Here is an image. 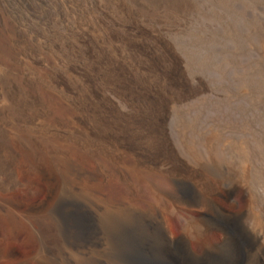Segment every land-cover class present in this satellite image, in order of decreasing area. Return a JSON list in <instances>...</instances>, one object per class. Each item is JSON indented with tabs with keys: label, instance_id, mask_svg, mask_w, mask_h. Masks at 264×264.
Listing matches in <instances>:
<instances>
[{
	"label": "bare ground",
	"instance_id": "1",
	"mask_svg": "<svg viewBox=\"0 0 264 264\" xmlns=\"http://www.w3.org/2000/svg\"><path fill=\"white\" fill-rule=\"evenodd\" d=\"M113 1L122 16L98 0L90 5L73 0L70 8L63 10L55 20L62 29L51 33L52 50L43 60L33 59L40 70L39 77L35 73L37 81L26 75L14 47L17 39L30 38L4 14L0 19L3 46L13 47L17 56L0 67V161L5 168V179L0 181V217L8 219L10 234L18 224L26 226V238L34 243L29 257L0 245V258L10 257L12 264H32V260L46 264L45 244L51 238L34 224L52 216L57 217L62 242L76 244L79 253L90 249L109 255L120 264H264L260 259L264 254L263 129L256 134H235L227 124L232 120L201 125L189 122L188 116L189 123L181 119L173 129L166 120L170 109L175 115L180 106L178 89L189 97L192 84L182 79L170 56L168 36L177 27L164 25L157 8L176 13L188 9L190 1ZM142 2H147L143 14L149 24L140 17L138 5ZM257 44L260 61H264V36ZM241 88V94H246V88ZM222 95L228 98V94ZM25 172L38 175L45 186L44 197L27 208L10 195L22 185L20 176ZM112 186L120 192L111 193ZM237 192L244 205L242 211L234 196ZM173 216L179 218L177 234L171 228ZM91 223L96 225L101 244L86 249L83 242ZM193 241L197 248L191 246ZM70 248L60 252L63 258L59 256L58 264H69Z\"/></svg>",
	"mask_w": 264,
	"mask_h": 264
},
{
	"label": "rangeland",
	"instance_id": "2",
	"mask_svg": "<svg viewBox=\"0 0 264 264\" xmlns=\"http://www.w3.org/2000/svg\"><path fill=\"white\" fill-rule=\"evenodd\" d=\"M72 1L73 0H0V19H2V15L4 14L5 16H7L10 19L11 22L17 24V26L19 28H21V33L23 34V36L30 38L29 41L28 40L25 41L22 37L19 38V40L17 39L15 42V46H14V47H16L15 48L16 50L13 47H9V48L4 47L2 40L0 39V57H1L0 58V67H5L6 65L4 63L6 61H7L6 64H10L11 62L15 61V59H16L15 57H17L14 54V50H15L19 53L18 55L21 58L20 66H22V68L25 69L24 71L26 72V75L31 77L33 80L37 81L38 77H39L38 74H39L40 70H39V67L33 62V59H36V60L42 59L43 60L45 57H47V55L49 53L48 51L52 50L53 42H51V41H52L53 37H52L51 33L53 32V30H59L60 31L62 29L61 26H60L61 28H58L60 24L59 23H58L59 25L56 24L55 20L60 18L64 9L70 8V6H71L70 4ZM77 1H80V0H77ZM84 1H86L90 5L91 2H93L95 0H84ZM98 1H100L102 3V5H104V7L115 12L116 15L122 16L121 11H119L114 6L115 4L113 3L114 2L113 0H108V2H110V3H108L107 0H98ZM189 1L191 4L188 7V9H185L186 11L181 10L179 12L173 13L172 11H170L167 8H164L162 6H160L161 8L160 7L157 8V12H159L160 14L162 13L161 18H162V21L163 20L164 21L163 22L161 21V22L164 25L168 26L169 24H171V25H176V27H177V29H174V31L168 36V39H171V40H168L170 56H172L173 60L176 62V65H177L176 67L178 68L182 79L185 81L187 80L188 82H191V84H192V87H191L192 94L189 97L184 96L186 91H184L183 89H181V90L178 89V91H177L178 95L181 93L180 94L181 101L178 105H180V106L182 105V108H180V106L179 107L177 106L178 110H176L177 108H175V112H176L175 115H173L174 110L170 109V111H169L170 113L166 119L167 123L169 124V126H171V128H173L176 126V124L178 122H181V121L182 122L183 121L188 122L189 119H190L189 122H197L198 124H201V125H203L204 123L208 124V122L211 123V121H213L214 123H216V121H217V123L219 122L221 124H223V123L226 124V122H228V120L229 121L232 120L231 122H228L227 124L228 125L230 124V126H232L233 132L235 134H241L243 132H244L243 134H246V133L256 134V132L259 133V129H261V128L263 129V133H264V89H263L264 86L262 85V83L264 84V61H260V58H259L260 55H259V53H258L259 51L257 49V47H258L257 43L259 42V39L262 36H264V26H263L264 17H262V15L264 16V0H262V1L261 0L260 1L259 0H248V2H246V0H230V1L229 0H189ZM192 4L198 8H194V6ZM198 4H199V6H198ZM252 4L253 5L255 4V5L253 6ZM142 5H145V6H142ZM256 5H258V7ZM138 7L140 10V13H142V15H140V17L142 16L141 19L146 24L151 23L149 20H147L149 18L145 14H143L144 10L148 9L147 2H142L141 5H138ZM154 9H156V8H154ZM200 11H201V14L203 17L201 15H199ZM228 11H230V12H228ZM253 11H254V13H253ZM196 13H198V14H196ZM167 14H169V15H167ZM204 14L206 16H204ZM79 15L81 16V18L83 17L81 15V13H79ZM143 15L145 16V18ZM247 15H248L249 20H247ZM226 18H227V20H225ZM217 19H218V21H217ZM222 20H224V21H222ZM250 20H254V21L252 22ZM255 20L258 22H255ZM220 22L223 25L222 24L219 25ZM236 22H238L239 24H237ZM256 23H258V25H256ZM260 23L262 24L260 26H263V27L259 26ZM0 24H2V20H0ZM252 24H254V27ZM219 26H220L221 30L219 29ZM256 26H257L256 29H258V30L261 29V30L256 31V29H255ZM224 28L227 29L228 31L224 30ZM231 29H233V30H231ZM254 29L256 32H254ZM177 31H178V34H176ZM195 32H197V33H195ZM233 32L235 33L234 36H232ZM238 32H240V33L238 34ZM241 33H242L243 37L241 36ZM237 34H238V36H237ZM177 35H179V37H177ZM191 35H193L194 37H191ZM186 36H189V38ZM240 37L242 39L238 41V39H240ZM180 38H181V40H180ZM243 38H245V39L243 40ZM177 39H178V41H177ZM253 39H254V41H253ZM195 40H197V41H195ZM200 43H202V44H200ZM206 44L209 47L205 46ZM41 45H42V48L40 47ZM189 45H191L192 48L189 47ZM193 45L195 46V49H194ZM250 45H252V46H250ZM253 45H254V47H253ZM244 46H246V47L248 46V48L246 49V47L244 48ZM249 46H250V48H249ZM252 47L255 49H252ZM211 48H212V51H211ZM240 49H242V50H240ZM30 50L33 52H31ZM159 50H161V49H159ZM253 50H255V52ZM234 51H236V52H234ZM241 51H242V53H241ZM159 52L161 53L162 51H159ZM239 52H240V54L238 55ZM161 54H163V52ZM164 54H163V57L166 58L164 56ZM6 55H8L7 58H8V60L10 59L9 61L5 57ZM179 55H182V56H179ZM206 55H207V57H206ZM225 55L228 58H226ZM23 57L24 58L26 57V58L24 59ZM4 58L6 60H4ZM200 58L203 61H201ZM2 59H3V61H2ZM236 59L238 60V62L236 61ZM189 60H190V62H189ZM231 60H232V63H231ZM1 62H3V63H1ZM26 63H27V65H26ZM31 63L34 66H32ZM220 64H222V66H221L222 68L220 67ZM194 66H196V68ZM200 66L202 67V69ZM242 66H243V68H242ZM193 68H195L196 70ZM249 68H251V69H249ZM184 69L186 72L184 71ZM222 69L224 71H222ZM247 70H249L248 71L249 74H248ZM250 71H252V72H250ZM240 72H242L244 77L242 76V74ZM35 73L38 75V77H37V75H35ZM257 73H258V75H257ZM183 74L186 76H184ZM240 74L242 77H240ZM207 76H208V79H207ZM197 77H199V78H197ZM249 77H251V78H249ZM259 77H260L261 81L259 80ZM229 78H230V80H229ZM242 78L243 79L245 78V80H243ZM204 79H205V82H204ZM192 81H193V83H192ZM230 81H231V83H230ZM228 82L230 84H228ZM237 82H238V84H237ZM219 83H220V85L218 86ZM222 83H224V84H222ZM221 85L222 86L227 85L228 87L227 86L222 87ZM30 86L31 85L29 83L28 84V90H30V89L32 90V87H30ZM233 86H235L236 88ZM262 86H263V88H262ZM225 87H227V88H225ZM241 87H243V89L246 88V89H244L246 91V94L245 93L241 94L242 93V92H240V90L242 89ZM234 90H235V92H233ZM244 90H242V91L245 92ZM209 91H211V92H209ZM247 91L249 92V94ZM196 92H197V94H199V93L200 94L197 95ZM231 92L233 93L232 96H231ZM256 92H258V93H256ZM221 93L222 94H225V93L228 94V98H226L227 95H222ZM229 93H230V95H229ZM203 94H205V95H203ZM242 95H244V96H242ZM241 96L244 97V99H242ZM251 96H252V98H250ZM255 96H258V97H255ZM223 97L226 98L227 102H225V98H223ZM232 97L234 98V100H229ZM254 97H255V99H254ZM190 99L191 100L193 99V100L191 101ZM252 99H254V100H252ZM201 100L203 102H201ZM210 100H212V101H210ZM247 100L249 103H247ZM219 101H220V103L222 102L221 106H223V107H221V108H220ZM236 101H238V102H236ZM193 102H194V104L197 103V104H195L196 108L195 107L192 108L194 106ZM190 103L193 104L191 108H190V105H191ZM202 103H203V105H202ZM246 103L249 106L246 105ZM260 104L262 107L260 106ZM227 105L228 106L231 105V106L228 107ZM232 105H234V106H232ZM250 106H252V107H250ZM259 106L261 107V109ZM183 107H185V108H183ZM241 107H242V109H241ZM204 108H205V110H204ZM243 108H245V109H243ZM251 108H254V109H251ZM194 109L197 111H195ZM228 109H230V110L228 111ZM216 110H218V111H216ZM222 111H225V113H223ZM226 111H228V112H226ZM190 112H192V114ZM203 112H206L208 115L204 114ZM209 112L211 114H209ZM212 113H216V114H212ZM243 113H245V114H243ZM192 115H193V117H192ZM204 115H205V117H204ZM221 115H222V117H221ZM185 116H188V118L189 117L190 118L188 119ZM198 116H200V117H198ZM228 116H230V117H228ZM252 116L254 119L252 118ZM168 118L171 120L169 121ZM185 118H186V120H185ZM202 118H204V119H202ZM217 118H218V120H217ZM181 119H184V120H181ZM220 119H222V120H220ZM214 120H216V121H214ZM246 120H248V121H246ZM256 120L258 122H256ZM174 123H176V124H174ZM173 124L175 126H173ZM251 130H253V132ZM172 133L174 134V131H172ZM4 179H5V168L3 167V165L0 161V181L4 180ZM20 181H21L22 185H20L18 187L16 186L15 189L12 190L10 195L12 198H15V199L21 201L24 205V208H27L32 203H35V202H37V200H41L44 197L45 186H44L42 180L40 179V177L38 175L29 174L28 172H25L20 176ZM109 190L111 191V193H113L115 195L120 192V189L117 186H112L111 189H109ZM0 194H2L1 191H0ZM239 194L240 193L237 192L234 196L239 201V203H238L239 209L238 210L242 211L244 209V205L241 202V195H239ZM263 214H264V211H263ZM50 218H49V216L48 217L47 216L42 217L40 224L38 223L39 225L34 224V226L37 228H39V226H40L44 235L50 236V238H51V240H47L49 243L46 241V244H45L46 246L44 245L45 246V252H44L45 255L43 257V261H45L46 264H48V263L49 264L50 263L51 264H58V261L60 259L59 256L62 255L61 258H63L62 253L65 250V248H67V247H71L70 248V252H71L70 254L71 255L69 257V264H93V263L96 264V262H97V264L98 263L99 264H120V263H118V261L114 260L109 255H106V254L100 255L97 253L95 254L93 251H90V249L87 251L85 250L86 252L81 251L82 253H79L77 250L76 244H72L71 246H69L66 243L62 242V240L60 238L59 230H58L59 229V225H58L59 223L56 221L57 217L51 216ZM43 222H44V224H43ZM34 223H37V222L34 221ZM47 224H49L50 226ZM9 226H10V223H9L8 219H6L5 217H0V245L4 246V248H9V247L15 248V250L17 251L19 256H22V255H24L23 253H25L26 255H24V257H29L30 256V249L33 246L32 244H34V243H33L32 239L26 238V232L28 231V229L26 228V226H24L23 224L20 223L14 227L15 231L12 234H10L11 227H9ZM89 227H90V229H89L90 233L88 232V234L84 237L85 240L83 243H85V242L87 243V244L85 243L86 245H84V247L86 249L90 248L92 246L95 248L100 247L101 242L99 240V235H98V231L96 229L95 223H91ZM171 228L175 234L178 233V231H179V218L177 216L172 217ZM92 233L94 235H92ZM95 238H98V239L95 240ZM56 239H58V240H56ZM29 240H31L32 242ZM59 240H61V241H59ZM50 246H52L53 248ZM191 246L193 248H197L198 243L193 241L191 243ZM48 250H49V252H48ZM58 250H59V252H58ZM53 251H55V252H53ZM60 252H62V253L60 254ZM72 254H74V256ZM49 255H50V257H49ZM94 255L95 256L98 255V256L95 257ZM94 257L97 258V261H95ZM3 258H6V259L9 258V260L7 259V261H4V260H2ZM3 258H0V264H6L7 262H8V264L13 263L10 260V257H3ZM54 259H56V260H54ZM76 259H77V262H75ZM260 259H261V261L264 262V254L263 253L260 255ZM90 260H91V262L89 263ZM32 261H33L32 264H38L34 260H32Z\"/></svg>",
	"mask_w": 264,
	"mask_h": 264
}]
</instances>
